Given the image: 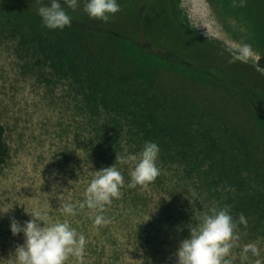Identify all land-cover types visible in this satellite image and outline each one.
<instances>
[{"label": "rangeland", "instance_id": "374dc122", "mask_svg": "<svg viewBox=\"0 0 264 264\" xmlns=\"http://www.w3.org/2000/svg\"><path fill=\"white\" fill-rule=\"evenodd\" d=\"M126 1L117 0L119 11L109 14L107 21L89 18L83 11L85 0H78L80 10H65L83 12L94 26L112 33L136 39L145 35L201 63V68L191 70L156 56L147 61L149 76L174 97L189 126L216 124L212 138L218 146L233 148L226 147V157L246 156V150L244 154L237 149L239 144L250 151L252 160L264 157V69L258 64L264 53V0ZM2 27L0 14V121L9 147L0 167V264H14L15 247L23 243L22 233H11V219L23 222L30 218L26 211L34 209L47 213L49 223L67 220L85 237L81 256L70 255L64 264H175L178 242L188 235V227L196 226L184 211L186 197L191 204L198 199L193 215L210 210L197 192L195 175L176 157L162 159L158 153L160 186L136 185L126 198L120 188L119 196L103 209L80 207L97 163L84 151L79 116L61 90L45 88L21 70ZM244 45L249 54L240 57L238 50ZM115 46L120 50L117 61L134 67L130 46ZM133 166L131 162L127 167ZM263 186L251 181L250 190ZM67 202L73 204L72 214L62 212ZM169 208L173 214H167ZM98 215L107 222L95 223ZM234 221L238 239L226 258L241 264L243 246L253 242L259 256L249 252L244 264H264V227L248 229L239 218Z\"/></svg>", "mask_w": 264, "mask_h": 264}, {"label": "trees", "instance_id": "16d2710c", "mask_svg": "<svg viewBox=\"0 0 264 264\" xmlns=\"http://www.w3.org/2000/svg\"><path fill=\"white\" fill-rule=\"evenodd\" d=\"M42 2L46 4L48 0ZM0 6L7 11L0 13L1 31L11 40L13 51L21 60V70L45 88L61 90V96L72 104L85 133L84 151L95 158L96 171L115 163L116 153L138 155L145 141H154L162 159L165 155L176 157L177 162L195 175L200 188L197 192L205 198V209L227 205L233 219L243 214L248 229L264 227V186L250 190L251 181L264 185V157L252 160L247 148L240 149L242 144L237 149L244 154L246 150V156L226 157L228 149L233 148L218 146L212 138L211 133L218 130L216 124L201 128L189 126L174 97L149 76L147 61L156 56L191 70L201 68V63L145 35L136 39L98 28L83 12H67L72 17L69 25L49 29L42 25L35 11V0H0ZM115 42L130 46L136 58L134 67L117 61L120 50ZM258 64L264 69V53ZM8 154L5 127L0 121V167ZM127 166L116 163L123 177L119 187L123 198L132 190L128 187L131 169ZM158 179L152 181L156 186L163 183ZM179 191L181 197V187ZM189 199L188 196L185 199L184 211L195 222L200 216L193 215L198 199L193 204ZM214 199L219 204H214ZM135 200L131 197V201ZM173 213L169 208L167 214Z\"/></svg>", "mask_w": 264, "mask_h": 264}, {"label": "clouds", "instance_id": "9594fccd", "mask_svg": "<svg viewBox=\"0 0 264 264\" xmlns=\"http://www.w3.org/2000/svg\"><path fill=\"white\" fill-rule=\"evenodd\" d=\"M35 3L37 5L35 11L41 18L42 25L49 29H62L71 23L72 17L68 15L64 5L73 11L78 7V0H63V5L61 0H48L46 4L42 0H35ZM83 11L89 18L107 21L109 14L119 11V4L117 0H85ZM238 53L240 57H246L249 54V46L244 45ZM158 153L159 147L154 141L144 142L139 159L135 155L116 153L115 163L96 171L85 190V200L80 207L103 209L105 205L111 203L112 198L119 196L123 177L116 163L134 162L129 172L128 187L154 181L160 173L156 163ZM73 211L71 202L62 205L63 213L72 214ZM26 212L30 216L29 219L20 222L12 218L9 225L14 236L18 233L23 235V243L18 244L13 252L14 264H64L70 255L77 258L81 256L85 237L82 234L78 235L67 220L49 223L45 212L35 209ZM195 221L196 226L187 225L188 235L178 242L175 264H231L226 257L233 246L232 241L238 239V236L234 231L235 221L228 206L212 208ZM94 222L100 224L107 221H102L98 215ZM239 222L246 224L243 214L240 215ZM249 252L252 256H259L255 243L250 242L243 246L241 264L248 260ZM256 264L261 262L257 260Z\"/></svg>", "mask_w": 264, "mask_h": 264}]
</instances>
